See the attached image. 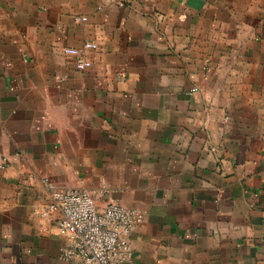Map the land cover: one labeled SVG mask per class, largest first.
Wrapping results in <instances>:
<instances>
[{
  "label": "crops",
  "instance_id": "0c3cea01",
  "mask_svg": "<svg viewBox=\"0 0 264 264\" xmlns=\"http://www.w3.org/2000/svg\"><path fill=\"white\" fill-rule=\"evenodd\" d=\"M0 161V264H82L48 185L136 208L130 264H264V0H0Z\"/></svg>",
  "mask_w": 264,
  "mask_h": 264
},
{
  "label": "built area",
  "instance_id": "2783aa9c",
  "mask_svg": "<svg viewBox=\"0 0 264 264\" xmlns=\"http://www.w3.org/2000/svg\"><path fill=\"white\" fill-rule=\"evenodd\" d=\"M85 46L96 44L86 42ZM64 52L75 57L77 69L91 64L77 47L67 46ZM48 192L41 214L48 217L58 213L57 226L66 237L61 248L63 258H77L82 264L131 263L132 233L141 220L136 208L116 201L100 206L92 191L84 187L53 189L48 185Z\"/></svg>",
  "mask_w": 264,
  "mask_h": 264
}]
</instances>
